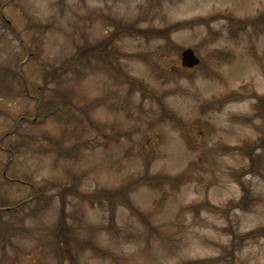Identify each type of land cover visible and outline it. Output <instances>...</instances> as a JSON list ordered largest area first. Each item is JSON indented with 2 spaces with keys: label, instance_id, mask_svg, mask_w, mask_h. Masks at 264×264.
I'll return each mask as SVG.
<instances>
[{
  "label": "rangeland",
  "instance_id": "obj_1",
  "mask_svg": "<svg viewBox=\"0 0 264 264\" xmlns=\"http://www.w3.org/2000/svg\"><path fill=\"white\" fill-rule=\"evenodd\" d=\"M190 262L264 264V0H0V264Z\"/></svg>",
  "mask_w": 264,
  "mask_h": 264
},
{
  "label": "water",
  "instance_id": "obj_2",
  "mask_svg": "<svg viewBox=\"0 0 264 264\" xmlns=\"http://www.w3.org/2000/svg\"><path fill=\"white\" fill-rule=\"evenodd\" d=\"M183 64L190 68L200 64V59L196 56L194 50L187 49L183 52Z\"/></svg>",
  "mask_w": 264,
  "mask_h": 264
},
{
  "label": "trees",
  "instance_id": "obj_3",
  "mask_svg": "<svg viewBox=\"0 0 264 264\" xmlns=\"http://www.w3.org/2000/svg\"><path fill=\"white\" fill-rule=\"evenodd\" d=\"M147 182H149V181H147L146 179H143L142 180V182H140V183H143V184H146ZM121 199H123V200H126L125 198H123V197H120ZM208 207H209V209L211 210V211H222L220 208H215V207H213V206H210V205H208ZM260 233H263V232H257V234L259 235ZM260 236H262L261 234H260ZM188 264H199L198 262H195V263H193V262H190V263H188Z\"/></svg>",
  "mask_w": 264,
  "mask_h": 264
}]
</instances>
